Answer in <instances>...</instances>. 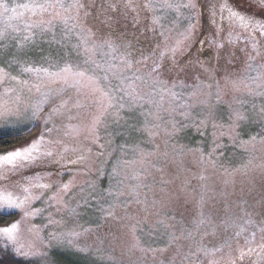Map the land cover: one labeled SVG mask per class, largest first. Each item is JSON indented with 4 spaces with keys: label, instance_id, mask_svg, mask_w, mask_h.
<instances>
[{
    "label": "rangeland",
    "instance_id": "374dc122",
    "mask_svg": "<svg viewBox=\"0 0 264 264\" xmlns=\"http://www.w3.org/2000/svg\"><path fill=\"white\" fill-rule=\"evenodd\" d=\"M32 2L34 0H0V4H7L9 8ZM59 2L69 9L65 15L76 19L69 20L68 27L60 19H54L48 26L49 31L33 29L34 43L24 49L27 56L19 53L12 37L22 39L26 34L24 23L31 22L28 19L31 14L25 13L20 21H10L11 13L4 14L0 7V30L7 23L21 29L19 34L9 30L10 35L0 47V67L9 64V75L17 77V80L5 79L0 83V111L6 107L8 113H14L0 117V135L39 124L32 136L47 127L52 129V138L62 141L57 148V162L40 161L8 173L11 179L25 186L37 176L41 183L52 185L41 200L33 204L44 211L25 224L23 242L34 243L36 250H46L49 254L53 251L75 254L89 264H206L209 258L198 254V249L214 244L222 247V251L210 259L217 264H229L236 255V240L243 244V237L231 240L239 231L235 225L254 230L244 223L246 213L253 212L257 221L264 216V145L259 142L264 135V124L245 125L246 134L242 133L237 140L229 134V115L233 110H243L255 118L264 108V35L261 34L264 30L245 31L231 22L227 12H220L224 0ZM74 3L83 7L72 8ZM57 11L64 10L49 9L43 18L48 20ZM153 18H158L159 23L154 25ZM31 20L38 21L39 17H31ZM74 23L97 36H111L121 45L115 53L117 57L125 52L123 45L131 42L128 51L134 59L147 56L149 63L160 62L162 79L168 82V87L176 84L172 91L177 93L178 99L173 100L167 91L159 88L152 95H146L150 88L138 81L144 99L133 106L127 97L121 99L122 94L115 93L116 107L108 110L102 125L93 131L92 121L100 108L95 97L85 99L73 88L61 92V87L66 86L49 84L46 80L37 92L33 85L41 81L31 74L21 73L19 67L11 63L13 57L20 54L42 66H48L44 57L61 65L69 61L83 66L74 48L80 28L68 31ZM177 47L173 56L168 50ZM161 52L166 53L163 60ZM144 71L147 69H142ZM45 95L48 97V103L42 105L45 114L67 101L66 107L61 109L62 115L54 117L48 125L43 119H29L30 106L40 103ZM77 101L84 107H74ZM119 103L125 107L119 109L117 123L113 113ZM25 108L29 111L25 112ZM181 112H187V118L180 115ZM172 123L184 126L179 134H169ZM145 125L153 135L132 130V126L143 128ZM70 128L79 134L65 135ZM251 135H257V142L242 147V141ZM210 159L215 162L214 167L209 164ZM201 175L207 179L201 180ZM134 176L139 179H133ZM69 181L73 187L62 203L48 200V196ZM133 189L139 192L138 197L127 195ZM33 191L38 194L43 190ZM120 192L125 195L119 196ZM202 196L208 201L206 207L218 210L219 215H213L212 225L197 227ZM213 196L214 201L209 199ZM63 203L69 208L81 205L77 208L78 214H71L63 208ZM109 210L113 211V216H107ZM159 220L175 227L166 230L157 223ZM33 226L39 230L38 235L28 232ZM189 232L192 236L185 239ZM205 232L216 235L204 236ZM169 233L181 239L169 245ZM134 235L139 237L138 247L133 246ZM226 239L233 244L232 249L224 245ZM259 242L257 232L256 243ZM80 248L86 251H77ZM245 261L242 264H264V253Z\"/></svg>",
    "mask_w": 264,
    "mask_h": 264
},
{
    "label": "snow or ice",
    "instance_id": "6c2138e0",
    "mask_svg": "<svg viewBox=\"0 0 264 264\" xmlns=\"http://www.w3.org/2000/svg\"><path fill=\"white\" fill-rule=\"evenodd\" d=\"M130 6V5H129ZM0 7L3 8V13L8 14L9 20L20 21L25 16V13H30L29 21L25 22L23 31L26 33L22 36L21 40H16V37L13 36V40L16 41V47L19 50V53H22L23 56H27L28 53L24 52L25 47L28 44L34 43V37L36 33L33 29H41V31H49V25L52 24L54 19H60L62 23L68 27L69 20H75L76 17L65 15L69 11L68 8L56 0H45L44 3H36L35 0L32 3H24L17 5L16 7L9 8L7 4H0ZM72 8L83 7L74 3L71 5ZM167 7L171 8V4H167ZM61 8L63 12H55L54 15L48 20L43 18L45 13L49 12V9ZM19 9H22L20 11ZM220 12L228 13V19L238 24L239 27L243 28L245 31L253 28L257 31L264 30V0H224L220 5ZM78 15V13H77ZM31 17H39L38 21H32ZM152 23L158 24L159 19L153 18ZM73 28H80V31L76 33L77 43L74 45V48L77 49V56L82 58L81 64H74L72 62L66 61L62 65L53 62L48 57H44L45 60H48V66L38 65L35 61H29L24 59L20 54H17L13 57L11 63L16 64L21 73L31 74L35 76L41 83L34 84L37 92H40L43 82L46 80L49 84H60L66 87H61L60 91L64 92L67 88H73L76 90L77 94L83 95L85 99L89 96L95 97V102L100 105L98 114L94 116L92 121V130L95 131L96 128L103 123V117L108 113L109 109L115 108V93H121V99L127 97L133 106L138 100H143L144 96L140 94L143 89L140 88L141 82L145 87H149L150 91L146 95H152V93L157 92V89L165 90L172 97L173 100L178 99L177 93L172 91L176 87V84L173 83L171 87H168V82L162 79L163 68L162 64L158 61L152 60L149 63V57L141 56L140 59H134L132 52L128 51L131 49V42L125 43L123 46L125 52L118 57L115 55L121 47V45L116 44V42L111 38V36H97V34L90 29H85L79 23H74L71 27L68 28V31L71 32ZM9 30L12 33L19 34L21 29L18 26H14L11 23H7L6 27L3 30H0V47H3V41L8 38L10 35ZM261 34L264 35V31H261ZM163 36V32L160 33ZM218 47H223L219 45ZM255 49V45H253ZM168 51L172 52L175 56L178 51L177 48L169 49ZM166 53L161 52V60H163ZM257 55L259 53L257 52ZM10 66L6 64L5 67H0V83L5 79L17 80L16 76H10L7 67ZM142 69H147V71L142 72ZM140 73V74H138ZM104 82L103 84L101 82ZM113 81L116 83L113 84ZM26 83V82H25ZM140 89V91H138ZM97 93L99 94L97 96ZM163 99V96H161ZM48 103L47 95L44 96V99L36 104L30 106L31 110V121H39L43 119L45 125H48L53 118L59 115H62L61 109L66 107L67 101H63L59 107H53L50 112L45 114V109L43 104ZM74 107L80 108L84 107L80 101H77L74 104ZM125 105L119 103V108L116 110L113 115L116 117L114 122L119 121V109H123ZM183 107V105H181ZM25 112L29 111V108L24 109ZM5 114H14L8 113V109L4 107L0 111V117H3ZM148 115H153L148 113ZM180 115L187 118V112H181ZM74 117H69L73 119ZM160 118V117H157ZM229 134L232 135L233 140L240 138L241 134H246L245 125L250 123H261L264 124V108L259 110V113L255 118L247 115L243 110L236 109L233 110L229 115ZM23 123L24 121H20ZM203 123V121H201ZM39 127V124H36L34 128L31 129H17L16 134L13 136V142L23 141L19 143L18 147L7 148V144L4 141L3 135H0V149H5L0 151V264H61L60 260L57 258V254L53 252L51 255L48 251H39L36 250V245L34 243L26 244L23 242V229L26 223L31 219L39 216L44 211L43 208H35L33 204L36 201L41 200L45 193L52 187L49 183H41L40 177L37 176L35 181L29 180L27 185H22L18 182H15L11 179L8 173H15L20 171L22 168L28 167L36 162L45 161L52 159L53 162H57L55 157L57 155V148L62 144L60 139L51 137V128H45L44 131L40 132L36 136H32L31 133L36 131V128ZM158 127V125H157ZM184 126L181 125L177 127V123H172V128L170 135H177L182 131ZM133 131H144L148 132L151 136L154 133L145 125L143 128H136L132 126ZM23 132H27L28 136L25 137L22 135ZM79 134L75 129H69L64 134ZM224 133H221L223 135ZM8 135H12L8 133ZM257 135H260L259 133ZM257 135L249 136L248 140H244L241 143V146L244 147L248 144H254L257 142ZM264 145V135H261L260 141ZM67 149H65L66 151ZM83 160V157H80ZM211 166H215L213 160H209ZM159 171V169H158ZM146 178V177H145ZM201 180L207 179V177L201 175L199 177ZM133 179H139V177H133ZM122 183V182H121ZM72 182L69 181L66 184H63L56 193L48 196L49 201H54L57 204H60L64 201V197L68 196L72 190ZM139 187V186H138ZM147 187V185H143ZM264 187V185H262ZM34 189H41L38 194L34 192ZM109 195H112L110 192ZM124 192H120L119 196H124ZM129 196L138 197L139 192L133 189L129 193ZM210 200H215V197H209ZM137 203L140 201L137 199ZM208 201L201 197L199 202L200 208L198 216L200 219L196 222L197 227L201 224H213V215H219V211L213 207H206ZM81 205L77 204L76 208H69L67 203H63V208L67 209L71 214H78L77 208ZM59 210V209H58ZM107 216H113V211H107ZM13 217H19V219H13ZM246 219L244 220L245 225H250L252 229L246 228L242 225H235L239 228V231L234 233V236L231 240H235L236 237H243V244L241 245L239 240H236V247L234 252L236 253L235 257L229 261V264H241V262L246 259H250L253 255L259 256L261 253H264V216L257 221L254 218V213H246ZM51 222V221H50ZM158 224L163 225L167 230L169 227H175L174 225H167L163 220L157 221ZM28 232H34L38 235L39 230L34 226L29 227ZM90 231V229H86ZM225 231L227 229L225 228ZM248 235H245V233ZM257 232L260 233V242L257 241ZM151 234V233H150ZM74 235H79L75 233ZM171 235V243L181 239V236ZM183 235V233H181ZM212 235L215 236V232H205L204 236ZM192 233L189 232L188 236L184 237L187 239L191 237ZM134 240L136 243L134 247L139 246V237L134 235ZM203 240V237H202ZM224 245L229 249L233 248V244L229 239L224 240ZM255 245V246H253ZM151 251H157L155 249H150ZM77 251L84 253L86 250L83 248L77 249ZM140 251H145V249L140 248ZM159 251H166V249H159ZM222 251V247L216 245H211L210 247L204 246L198 249V254L202 253L206 259V264H217L214 258L217 252ZM179 255V253H177Z\"/></svg>",
    "mask_w": 264,
    "mask_h": 264
},
{
    "label": "trees",
    "instance_id": "16d2710c",
    "mask_svg": "<svg viewBox=\"0 0 264 264\" xmlns=\"http://www.w3.org/2000/svg\"><path fill=\"white\" fill-rule=\"evenodd\" d=\"M34 128V127H33ZM253 130H255V129H253ZM252 130V132H254ZM34 133V132H33ZM12 135H8V134H5V135H3V137H4V141H5V143L7 144V148H11L13 145H17V144H19V143H21V142H23V141H19V142H13V136L16 134V133H11ZM32 134V133H31ZM22 135H24L25 137H27L28 136V133L27 132H23L22 133ZM1 150H5V149H0V151ZM227 153H229V151H227ZM230 154V153H229ZM228 156H230V155H228ZM238 159V158H237ZM13 219H15V217H13ZM54 252V251H53ZM52 252V253H53ZM51 253V254H52ZM56 254H57V258L60 260V262H61V264H89L88 262H86L85 260L84 261H82L81 259H80V257H78L77 255L75 256V254L73 255V254H71L70 255V253H64V252H61V253H57V252H55ZM50 254V255H51Z\"/></svg>",
    "mask_w": 264,
    "mask_h": 264
},
{
    "label": "flooded vegetation",
    "instance_id": "af4514ba",
    "mask_svg": "<svg viewBox=\"0 0 264 264\" xmlns=\"http://www.w3.org/2000/svg\"><path fill=\"white\" fill-rule=\"evenodd\" d=\"M245 262H246V261H243V262H241V264H242V263H245ZM249 262H250V261H249Z\"/></svg>",
    "mask_w": 264,
    "mask_h": 264
}]
</instances>
